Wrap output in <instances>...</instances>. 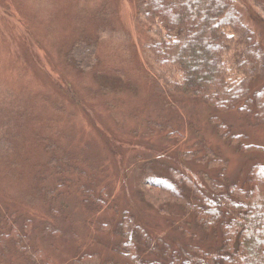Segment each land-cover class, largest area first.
<instances>
[{
	"label": "rangeland",
	"instance_id": "obj_1",
	"mask_svg": "<svg viewBox=\"0 0 264 264\" xmlns=\"http://www.w3.org/2000/svg\"><path fill=\"white\" fill-rule=\"evenodd\" d=\"M147 1L0 0V264L122 263L123 221L151 247L215 249L190 200L264 165V0H235L254 38L233 33V54L263 61L228 111L164 80Z\"/></svg>",
	"mask_w": 264,
	"mask_h": 264
},
{
	"label": "trees",
	"instance_id": "obj_2",
	"mask_svg": "<svg viewBox=\"0 0 264 264\" xmlns=\"http://www.w3.org/2000/svg\"><path fill=\"white\" fill-rule=\"evenodd\" d=\"M141 13L142 20L156 30L158 41L150 52L172 90L203 100L218 111L250 101L251 82L261 70L263 52L255 44L233 54L240 50L233 33L244 31L252 36L235 0H148ZM219 131L229 137L222 124ZM242 150L262 148L250 145ZM246 175L228 181L225 187L212 183L208 194L190 200L194 225L204 233H219L215 249L151 247L146 241L149 236L123 221L116 230L122 242L115 254L125 260L105 264H264V165H253ZM91 192L90 188L85 191ZM104 193L97 198L103 210L109 206ZM92 205L100 207L96 201ZM130 233L131 240L124 242Z\"/></svg>",
	"mask_w": 264,
	"mask_h": 264
}]
</instances>
